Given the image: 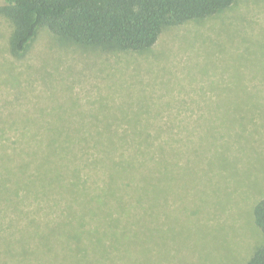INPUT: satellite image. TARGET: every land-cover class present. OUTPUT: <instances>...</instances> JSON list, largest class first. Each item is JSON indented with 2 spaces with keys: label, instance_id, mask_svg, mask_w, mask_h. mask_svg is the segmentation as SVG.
I'll return each instance as SVG.
<instances>
[{
  "label": "rangeland",
  "instance_id": "1",
  "mask_svg": "<svg viewBox=\"0 0 264 264\" xmlns=\"http://www.w3.org/2000/svg\"><path fill=\"white\" fill-rule=\"evenodd\" d=\"M12 28L0 14V264H39L38 198L26 187L39 154L20 150L19 138L41 134L166 139L161 158L142 167V197L128 198L127 245L107 264L250 258L262 240L253 208L264 197V0L165 27L143 52L43 27L16 56ZM87 151L90 167L99 152Z\"/></svg>",
  "mask_w": 264,
  "mask_h": 264
},
{
  "label": "trees",
  "instance_id": "2",
  "mask_svg": "<svg viewBox=\"0 0 264 264\" xmlns=\"http://www.w3.org/2000/svg\"><path fill=\"white\" fill-rule=\"evenodd\" d=\"M235 1L2 0L0 14L12 24L9 49L16 56L25 55L43 27L67 41L143 52L156 44L165 27L208 18ZM19 139L20 150L29 147L39 154L37 178L26 185L38 198L39 264H107L111 250L127 245L132 224L127 218L128 198L142 197L137 191L149 171L142 167L149 159L161 158L166 139L153 133L41 134ZM88 147L99 152L90 167ZM255 203L254 223L262 240L244 264H264V197Z\"/></svg>",
  "mask_w": 264,
  "mask_h": 264
}]
</instances>
